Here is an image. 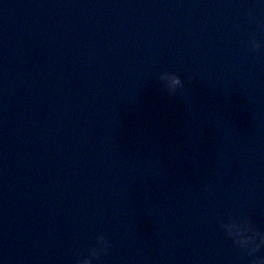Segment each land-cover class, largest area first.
<instances>
[{"label":"water","instance_id":"water-1","mask_svg":"<svg viewBox=\"0 0 264 264\" xmlns=\"http://www.w3.org/2000/svg\"><path fill=\"white\" fill-rule=\"evenodd\" d=\"M86 256L264 260L262 0H0V260Z\"/></svg>","mask_w":264,"mask_h":264},{"label":"clouds","instance_id":"clouds-1","mask_svg":"<svg viewBox=\"0 0 264 264\" xmlns=\"http://www.w3.org/2000/svg\"><path fill=\"white\" fill-rule=\"evenodd\" d=\"M262 2H264V0H262ZM251 43H252V45L255 48H259L260 47V41L259 40L253 39V41ZM175 79H176L177 82H179V77H176ZM98 240L101 243V245H103L104 247H107L110 244V241L108 239H106V237L103 236V235H100L98 237ZM250 241H251V238H250ZM256 247H259V245H256ZM97 254H98L97 250L93 249L91 256H96ZM91 256H86L83 259L79 260L78 264H93ZM0 264H4L3 260H0ZM253 264H264V260H259V259L258 260H254Z\"/></svg>","mask_w":264,"mask_h":264}]
</instances>
